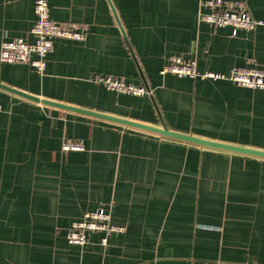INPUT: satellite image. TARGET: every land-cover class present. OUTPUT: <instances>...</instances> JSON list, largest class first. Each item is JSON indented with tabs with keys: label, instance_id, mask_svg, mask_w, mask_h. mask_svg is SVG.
I'll return each instance as SVG.
<instances>
[{
	"label": "crops",
	"instance_id": "0c3cea01",
	"mask_svg": "<svg viewBox=\"0 0 264 264\" xmlns=\"http://www.w3.org/2000/svg\"><path fill=\"white\" fill-rule=\"evenodd\" d=\"M36 0H0V47L25 38ZM212 0H48L84 41L56 39L39 74L0 61V84L42 100L264 151V91L162 75L172 56L200 73L264 69V26L200 20ZM243 1L264 22V0ZM115 76L143 96L98 82ZM0 264H264V158L217 150L51 107L0 87ZM67 141L80 151H64ZM111 213L125 227L69 245L74 221Z\"/></svg>",
	"mask_w": 264,
	"mask_h": 264
},
{
	"label": "built area",
	"instance_id": "2783aa9c",
	"mask_svg": "<svg viewBox=\"0 0 264 264\" xmlns=\"http://www.w3.org/2000/svg\"><path fill=\"white\" fill-rule=\"evenodd\" d=\"M203 6L210 8L211 13H200L202 22L216 28L231 26L234 28V34L238 29L252 31L264 26L263 21L251 16L243 1L212 0L202 3ZM34 10L36 21L30 31L32 41L25 38L4 41L0 47V61L7 64L25 63L32 66L39 74H43L47 67V57L54 51L56 39L84 41L86 35L77 23L60 24L53 21L50 18L48 0H36ZM160 73L179 77L225 79L242 87L264 91V69L259 68L235 67L226 75L200 73L196 60L172 56ZM98 82L118 93L134 96H143L148 93L146 87L126 84L111 75L99 78ZM63 149L64 151H80L84 147L82 143L67 141ZM125 230V227L112 223L110 212L99 209L88 212L82 219L74 221L67 231L66 240L69 245L83 247L88 244L91 234L101 233L103 234L101 245L107 246L111 235L122 234Z\"/></svg>",
	"mask_w": 264,
	"mask_h": 264
},
{
	"label": "water",
	"instance_id": "95a60500",
	"mask_svg": "<svg viewBox=\"0 0 264 264\" xmlns=\"http://www.w3.org/2000/svg\"><path fill=\"white\" fill-rule=\"evenodd\" d=\"M0 87L3 88V89H6L7 91H10V92H12V93H14V94H16V95H18L20 97H23L25 99H28V100H31V101H34V102H37V103H41L43 105L56 107V108L67 110V111H73V112L80 113V114H83V115H87V116H90V117L111 121V122H114V123H117V124H121V125H124V126H128V127L144 130V131L155 133V134H158V135H161V136L170 137V138H173V139H177V140H181V141H185V142L201 145V146L208 147V148H213V149H217V150L241 153V154H245V155H250V156H255V157H259V158H264V151H262V150L250 149V148H246V147H241V146H236V145H231V144H226V143L210 141V140H207V139L194 137L192 135H187V134H183V133L170 131L165 125H163L161 128L152 127V126L145 125V124H142V123H137V122L126 120V119H121V118L113 117V116H110V115H105V114L98 113V112H95V111H90V110H86V109L72 107V106H69V105L56 103V102H52V101L42 100V99H39L38 97H34L32 95H29V94L24 93L22 91H19L17 89H13V88L7 87L5 85H1L0 84Z\"/></svg>",
	"mask_w": 264,
	"mask_h": 264
}]
</instances>
